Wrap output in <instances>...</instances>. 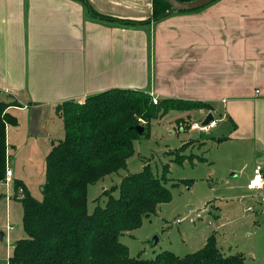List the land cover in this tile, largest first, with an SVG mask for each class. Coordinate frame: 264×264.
<instances>
[{"label": "crops", "instance_id": "obj_1", "mask_svg": "<svg viewBox=\"0 0 264 264\" xmlns=\"http://www.w3.org/2000/svg\"><path fill=\"white\" fill-rule=\"evenodd\" d=\"M154 1L0 0V99L19 103L7 109L17 119L6 125L9 184L22 175L10 167L15 141L30 140L47 155L55 143L53 127L63 134L55 106L115 87L211 104L212 111H198L218 114L213 130L221 123L220 134L210 130L198 137L225 144L221 156H227V169H238L245 180L256 165L264 171V0H215L157 20ZM91 10L150 22H105ZM183 116L174 124L186 120ZM221 137L226 139L218 141ZM238 190L245 211L264 205L247 182Z\"/></svg>", "mask_w": 264, "mask_h": 264}, {"label": "trees", "instance_id": "obj_2", "mask_svg": "<svg viewBox=\"0 0 264 264\" xmlns=\"http://www.w3.org/2000/svg\"><path fill=\"white\" fill-rule=\"evenodd\" d=\"M170 9L164 0H155L152 19L161 18ZM91 15L127 26L150 22L110 17L94 10ZM18 105L14 97L9 101L0 99V183L7 168L6 125L17 123L7 109ZM200 109L212 111L213 107L203 101L173 98H157L154 103L147 91L116 87L81 100L58 103L55 111L62 120L63 137L53 143L45 156L42 199L31 196L21 181L14 182L13 192L21 189L20 195L14 194L12 199L21 203L25 235L14 241L8 264H245L242 253L222 252L214 234L199 249L183 256L170 250L150 259L129 255L119 237L139 228L144 217L170 200L165 185L167 166L161 177L154 176L148 165L125 175L117 187L103 190V205L97 204L91 212L87 210L88 185L126 167L127 159L134 153V140L148 134L152 120L171 110ZM138 118L144 120L142 134L133 129L139 124ZM177 124L181 129L187 125L180 119ZM188 145L186 142L170 152H181ZM184 157L180 153L173 160L180 163Z\"/></svg>", "mask_w": 264, "mask_h": 264}, {"label": "rangeland", "instance_id": "obj_3", "mask_svg": "<svg viewBox=\"0 0 264 264\" xmlns=\"http://www.w3.org/2000/svg\"><path fill=\"white\" fill-rule=\"evenodd\" d=\"M190 111H193L189 113L191 116H183L177 113L181 111L171 110L162 119L152 120L148 134L134 140V153L127 159L126 167L88 185L87 210L91 212L97 204L103 205V190L117 187L125 175L148 165L154 176L161 177L163 167L167 166L165 185L170 191V200L144 217L139 228L119 237L128 247L129 255L150 259L163 250H170L183 256L199 249L207 236L214 234L216 244L225 254L239 252L244 255L245 264H264V205L253 206L252 211L244 210L246 203L240 201L243 191L238 188L248 182L249 177L245 180V174H240L238 169H227V156H221L225 144L217 146L210 140L203 143L198 135L206 134L189 130V123L200 124L205 117L203 112ZM179 116L186 117L183 120L187 123L186 129L178 128L177 122L174 124ZM214 117L218 118V114ZM142 121L138 120L140 125ZM221 128L219 123L216 129H211V135L218 136ZM61 129L58 125L53 127L51 139L54 142L56 138L62 139ZM186 142L189 145L183 151L170 152ZM13 144L16 149L15 153L11 152L15 156L10 167L15 174L19 170L22 172L17 179L26 185L31 196L41 200L46 155L30 140ZM180 153L186 157L178 163L173 157ZM13 186L9 184L6 188L4 181L0 185V233H3L0 264L8 263L14 241L25 235L21 203L12 199L14 194L21 192L14 193ZM211 206H216L212 213Z\"/></svg>", "mask_w": 264, "mask_h": 264}, {"label": "built area", "instance_id": "obj_4", "mask_svg": "<svg viewBox=\"0 0 264 264\" xmlns=\"http://www.w3.org/2000/svg\"><path fill=\"white\" fill-rule=\"evenodd\" d=\"M153 101L156 103L157 98L153 97ZM204 118H203V120H204ZM138 120L140 122L142 121L140 118ZM142 122L144 123V121H142ZM217 122H218L217 118H215L213 115V119L205 125L202 124V122L200 124L193 122V123H189L188 127L190 130H193V131H198L201 133H208L211 129L216 127ZM3 181L6 185L13 182L12 171L9 168H6L5 178ZM247 188L251 191L253 198H258V200L261 203H264V171L260 165H256L254 167V169L252 171V175L247 182ZM20 191H21V189H20ZM246 210L251 211L252 207L248 206V207H246ZM177 222H179V220H177Z\"/></svg>", "mask_w": 264, "mask_h": 264}, {"label": "water", "instance_id": "obj_5", "mask_svg": "<svg viewBox=\"0 0 264 264\" xmlns=\"http://www.w3.org/2000/svg\"><path fill=\"white\" fill-rule=\"evenodd\" d=\"M171 9L167 11V13L175 12V11H191L201 7H204L215 0H191V1H178V0H164ZM213 119V114L208 112L202 121V124H207ZM133 129H135L139 134H142L144 131V126L140 124L133 125ZM3 233H0V239H2Z\"/></svg>", "mask_w": 264, "mask_h": 264}]
</instances>
